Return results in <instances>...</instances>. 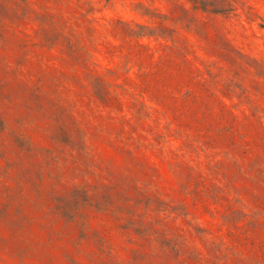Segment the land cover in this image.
Segmentation results:
<instances>
[{"label":"rangeland","instance_id":"obj_1","mask_svg":"<svg viewBox=\"0 0 264 264\" xmlns=\"http://www.w3.org/2000/svg\"><path fill=\"white\" fill-rule=\"evenodd\" d=\"M0 264H264V0H0Z\"/></svg>","mask_w":264,"mask_h":264}]
</instances>
